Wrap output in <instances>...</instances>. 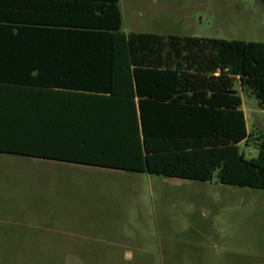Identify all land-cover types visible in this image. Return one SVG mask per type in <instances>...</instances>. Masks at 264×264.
Masks as SVG:
<instances>
[{
    "label": "trees",
    "instance_id": "trees-1",
    "mask_svg": "<svg viewBox=\"0 0 264 264\" xmlns=\"http://www.w3.org/2000/svg\"><path fill=\"white\" fill-rule=\"evenodd\" d=\"M240 91L264 109V42L125 34L119 0H0V153L264 190Z\"/></svg>",
    "mask_w": 264,
    "mask_h": 264
},
{
    "label": "rangeland",
    "instance_id": "rangeland-1",
    "mask_svg": "<svg viewBox=\"0 0 264 264\" xmlns=\"http://www.w3.org/2000/svg\"><path fill=\"white\" fill-rule=\"evenodd\" d=\"M120 7L123 33L264 42L259 0ZM240 93L252 159L264 109ZM0 264H264V190L0 154Z\"/></svg>",
    "mask_w": 264,
    "mask_h": 264
},
{
    "label": "crops",
    "instance_id": "crops-1",
    "mask_svg": "<svg viewBox=\"0 0 264 264\" xmlns=\"http://www.w3.org/2000/svg\"><path fill=\"white\" fill-rule=\"evenodd\" d=\"M50 2H51V4H60L61 2H62V0L60 1V0H50ZM81 2H83V3H88V4H91V5H93V3H96L97 2V0H81ZM69 4H70V6L71 7H68V6H65V5H63V3H62V5L64 6L63 8H62V10L63 11H65L66 13L68 12V11H75V9L72 7V4H73V2L72 1H70L69 2ZM119 9H120V12H121V17H122V26H123V13H122V11H121V7H120V0H119ZM49 12H50V14H54V13H58V12H56L57 11V9H54V8H49V10H48ZM93 10H92V8L90 9V12H92ZM60 13H63V12H60ZM130 33H147V32H130ZM125 34H129V33H125ZM213 75L214 76H219L220 75V71L218 70V71H216V72H213ZM151 78H147V82H149V80H150ZM153 80V79H152ZM151 82V81H150ZM52 92L50 93V96H51V98H63V99H65V100H69V99H71V98H69V97H59L58 95H56V93H59V92H63V93H66V92H69V91H67V90H62L61 88H55V89H52L51 90ZM79 93H81V92H79ZM240 95H241V93H240ZM42 96H44V98L47 96V95H43L42 94ZM241 97H242V95H241ZM170 100H171V98H166V100H163V103H166V107L169 105V103H170ZM136 101H138L137 100V98H136ZM166 101V102H165ZM179 105H181V104H179ZM182 106V105H181ZM242 110L244 111V113H245V110H244V108H243V98H242ZM245 118H246V113H245ZM246 123H247V121H246ZM0 154H3V153H0ZM7 155H11V154H7ZM12 156H19V155H12ZM19 157H24V158H33V157H27V156H19ZM33 159H38V160H43V161H50V162H57V163H64V164H73V163H67V162H59V161H56V160H49V159H42V158H33ZM76 165H80V164H76ZM81 166H84V165H81ZM92 167V166H91Z\"/></svg>",
    "mask_w": 264,
    "mask_h": 264
}]
</instances>
